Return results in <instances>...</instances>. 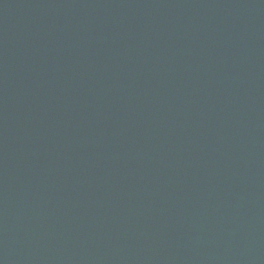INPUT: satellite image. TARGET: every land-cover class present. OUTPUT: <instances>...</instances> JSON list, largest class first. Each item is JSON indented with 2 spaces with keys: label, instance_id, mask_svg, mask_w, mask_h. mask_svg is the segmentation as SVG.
<instances>
[{
  "label": "water",
  "instance_id": "obj_1",
  "mask_svg": "<svg viewBox=\"0 0 264 264\" xmlns=\"http://www.w3.org/2000/svg\"><path fill=\"white\" fill-rule=\"evenodd\" d=\"M0 264H264V0H0Z\"/></svg>",
  "mask_w": 264,
  "mask_h": 264
}]
</instances>
